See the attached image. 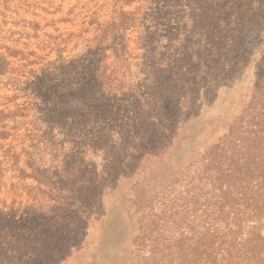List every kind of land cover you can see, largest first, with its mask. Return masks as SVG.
<instances>
[{
	"label": "rangeland",
	"instance_id": "rangeland-1",
	"mask_svg": "<svg viewBox=\"0 0 264 264\" xmlns=\"http://www.w3.org/2000/svg\"><path fill=\"white\" fill-rule=\"evenodd\" d=\"M122 12L136 27L98 45ZM263 71L264 0H0V220L38 214L36 183L13 171L34 165L78 201L41 264H168L161 249L189 244L237 181L227 142L264 120ZM177 77L185 104L155 101ZM15 235L0 230V255Z\"/></svg>",
	"mask_w": 264,
	"mask_h": 264
},
{
	"label": "trees",
	"instance_id": "trees-1",
	"mask_svg": "<svg viewBox=\"0 0 264 264\" xmlns=\"http://www.w3.org/2000/svg\"><path fill=\"white\" fill-rule=\"evenodd\" d=\"M119 1L131 5L136 0ZM138 21L132 12L120 13L118 21L111 25L110 31L101 29L98 45L106 44L103 40H106L115 31L117 34H121L136 27ZM98 72L101 87L104 89L111 88L110 77H107L103 72ZM172 79L174 81V78ZM172 84L175 85L173 89L167 87L164 91L155 94V101L159 99L160 94L163 98L172 93V98L178 104H185L186 101L184 100L186 99L183 96L175 95L176 88L182 86L180 79L175 78V82ZM253 92L258 102H262L264 105V71L259 76ZM252 120L254 121L250 123L247 129L251 128L254 131H243L239 133L238 138H231V142H227L230 145L228 152H230L231 162L225 168L224 173L227 180H237L233 183L237 184L233 188L235 194L230 193L228 187L233 184L227 185L223 203L216 211L210 212L211 215L209 214L203 219L202 223L205 225L200 227L199 231L196 228L191 231L189 244L183 245L182 237H180L173 242L172 247L165 246L161 249V251H173L171 254H174V257L168 260V264H264V120L260 117H255ZM1 136L3 133H0ZM228 137L230 136L227 135L225 138ZM156 140L159 138H147L145 142L148 145ZM158 144L160 146L165 143L160 142ZM155 152L157 153L158 150ZM12 157L15 159L14 166L17 167L18 157ZM29 169L30 175L25 174V170L20 167L13 171L18 172L20 179L30 178L36 183L35 189L42 199L28 205V207L30 211L38 214L33 215L29 211L30 215H26L23 219L21 216V220H15L14 216L9 221L8 218L4 221L0 220L2 232L12 231L16 233L9 243H7L6 238H2L1 248L4 249L5 254L0 255V260L3 264H41L44 258L43 252L47 251V245L39 249L41 240L45 239L49 245L53 244L60 233L56 227L61 229L65 224L67 228L71 227L74 220L77 219V215H73L72 211L76 209L78 201L54 198L51 195L58 190L56 185L44 180L47 175L43 174L39 167L30 165ZM73 169L74 167L66 176H69ZM47 172L50 174L49 171ZM70 186V184L65 185V188L62 187L61 190L65 191ZM79 204L83 206L85 203L82 201ZM32 206L37 207L33 208ZM23 209L28 211V208L24 207ZM226 209L229 210L226 211ZM1 215L5 216L6 214ZM197 220L198 218L194 217V221ZM157 226L156 224L154 228L149 227L145 231L146 234L153 237L154 233L159 230V228H155ZM32 227L38 228L41 234L39 235L35 231L32 233ZM239 239L240 241L236 242ZM54 250L57 253V249ZM171 254L168 253L167 256ZM16 260L20 263L15 262ZM161 264L165 263L162 262Z\"/></svg>",
	"mask_w": 264,
	"mask_h": 264
}]
</instances>
